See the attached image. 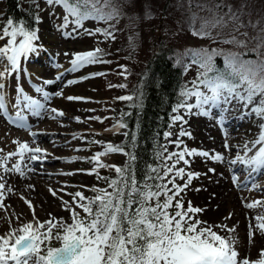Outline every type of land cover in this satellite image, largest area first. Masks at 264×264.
<instances>
[{
	"label": "snow or ice",
	"instance_id": "1",
	"mask_svg": "<svg viewBox=\"0 0 264 264\" xmlns=\"http://www.w3.org/2000/svg\"><path fill=\"white\" fill-rule=\"evenodd\" d=\"M49 6H62L66 15L61 29L69 25V16L74 30L83 25V21L95 19L97 21L109 22L117 19L118 9L111 7V0H45ZM197 7L205 9V5L198 4ZM38 9V4L36 5ZM110 8L109 11H105ZM222 4L208 7L206 10L210 16L199 17L193 14L190 17L191 34L197 38H208L214 42L219 36H213V30L224 28L230 22L236 25V31L243 26L240 13L232 11L228 7L223 11ZM222 12V14H221ZM199 20V26L196 21ZM39 15H34L29 24L23 20L15 21L8 19L6 25L0 28V40L7 38V43L0 46V63H5L3 71H0V116L8 119V122L21 129L27 128L28 116L40 118L45 113L54 114L50 118L63 117L65 113L54 107H47L53 96L63 97V91L50 93L44 86L52 85L62 79V74L57 75L55 80H43V85L36 87L34 91L42 99H36L26 94L19 84L15 92V101L10 104L5 92L4 80L13 74L19 79L23 70L22 60L27 61L32 55H38L42 50L39 43L38 28ZM106 37L115 39L114 26L109 29H96ZM92 33L89 32V35ZM65 35H68L67 33ZM242 35H247L242 33ZM19 38V39H18ZM255 48L252 51L256 59H244L235 53H225L219 49L201 48L192 50L189 55L193 64L198 65L202 72L191 88H185L181 92L184 98L178 107H183L191 113L193 109L200 115H208L210 109L231 105L233 101L240 103L244 108L260 120H264V29L254 38ZM131 40V37H130ZM224 44H236L246 47V41L239 40L235 35L230 39H221ZM67 56L68 53H65ZM102 49L96 48L90 51L72 54L70 60V71H78L89 65L106 62L102 59ZM223 56L224 69L218 70L214 58ZM60 67V65H55ZM93 76L103 75L94 73ZM89 77H81V80ZM77 83L76 80H69L66 85ZM117 87L124 88L125 85ZM68 101L86 100L83 97L67 96ZM189 98H195V103H188ZM121 101H136L133 107H143L142 95H124L117 98ZM10 109L14 115H10ZM94 111V110H88ZM173 111H177L174 108ZM79 122L80 118H75ZM97 119L99 117H88ZM182 118L175 116L174 121ZM224 117L217 121L224 123ZM125 123H118L116 129L126 128ZM260 131L257 138L252 142V147L244 146V154L236 155L230 163L243 165L249 170V176L264 169V123L258 125ZM30 131V130H29ZM190 133L180 132V136ZM33 143L37 133L31 132ZM127 137L129 133L125 132ZM165 137L171 136L166 132ZM135 134H131L130 143H135ZM85 143H99L98 141H84ZM18 144L16 151L0 157V206H3L5 199L4 190L8 193L13 191L4 181V174L15 173L20 178H25V169L29 172L35 171L31 167L32 162L43 163L48 155L39 146L30 147L28 143L13 141ZM177 148L181 141H172ZM259 146V147H257ZM102 151L95 153L91 158H84L85 162L93 163L94 167L87 171L88 175H96L98 180H104L105 188L93 187L90 190L95 193L93 197H86L81 192H64L67 185L62 186L59 191L72 197L71 201H63L64 205H75L83 215L72 207H64L61 210L69 211L71 223L63 217L54 218L49 213V219L41 222L35 215L33 204L25 197V204L33 212V221L23 223L18 229H12L4 237H0V264H264V259L255 262L248 258L240 257L235 245L239 242L235 228H228L227 225H211L207 221L197 218V214L204 211L199 207H193L191 201L187 208L184 207L182 199H176L199 173L186 172L185 168H177V164L183 162L189 164L186 156H204L214 161H221L223 157L219 154L212 155L205 151L196 149H183L162 155L163 168L151 167L145 174L143 181L136 177L135 166L137 157L133 151L127 150L126 145L116 146L111 143L101 145ZM227 147V145H226ZM253 149L256 151L248 155ZM81 149H76L80 151ZM165 153L167 149L164 150ZM112 153H122L127 157L123 166H112L104 164L101 157ZM158 155H160L158 153ZM19 157L11 167H7L12 157ZM175 158V159H173ZM73 161L76 159L72 158ZM27 160L28 163L24 161ZM169 161H172L169 163ZM114 169L115 178L99 175V169ZM83 171V170H81ZM209 171H213L209 169ZM74 173H66L73 175ZM185 177L187 179L185 180ZM185 180L183 184H177L176 180ZM151 181V183H149ZM233 183L237 186V177L233 176ZM171 185V187H169ZM32 188V185H28ZM86 187V186H82ZM258 185L253 184L250 190ZM199 191L200 189H196ZM49 193L56 197L57 190L48 189ZM163 197V199H161ZM258 205L264 206V201H253L245 207L252 209ZM174 211H169L173 209ZM231 214H229L230 218ZM19 219V217H17ZM256 224H249L248 240L254 242L255 232L264 235V214L254 217ZM219 227L229 233L221 236L213 230ZM53 241L58 242L55 246ZM264 257V250L260 253Z\"/></svg>",
	"mask_w": 264,
	"mask_h": 264
},
{
	"label": "rangeland",
	"instance_id": "2",
	"mask_svg": "<svg viewBox=\"0 0 264 264\" xmlns=\"http://www.w3.org/2000/svg\"><path fill=\"white\" fill-rule=\"evenodd\" d=\"M40 1L39 4L42 5L44 3V10L39 12L40 30H38L39 43L42 45V50L38 55H32L27 61L22 60V68L24 71L20 73L19 79L13 74L10 78L4 80L5 92L7 93V99L10 104L15 101V89L18 84L23 88L26 94L36 99H42L34 89L44 86L43 80H55L57 75L62 74V79L60 81H56L54 84L44 87L50 93L60 90L63 91V97L53 96L46 106L62 110L65 115L53 119L50 118V116L54 114L50 113H45L40 118L32 117L30 114L26 113L28 116V123L25 129H21L9 123L7 118L0 116V157L6 156L8 153L17 150L18 144L13 143V141H19L21 143L26 142L30 146H35L36 144L30 142L33 140L30 131L37 133L35 139H41L39 136L45 135L56 149L59 150L56 155L49 154L50 162L48 164H45V161H43V163H31V167L35 169V171L30 172L32 176H44V172L49 174L51 173L50 168L53 167L52 172L56 174L50 175V182L44 181L41 186L42 188L37 184L33 185V177L30 179L29 184L33 186L35 190L33 192H35L38 200L39 197L41 200V196L43 195L41 192H44L50 197L53 204H57V207L52 211L48 208H41L42 211L37 209L39 213H36V217H38L41 222L45 217L48 218L47 215L49 213L52 215L56 210H59L61 211V216L57 217H63L68 223H71L69 211H63L61 209L64 207L75 208V205H64L62 203V200L71 201L72 199L71 196L64 194V192L75 193L79 191L86 197H93L95 193L90 190L91 188L107 187L104 180H98L96 175L87 174V171L92 169L94 164L85 162L84 158H91L95 153L102 151L103 148L101 145L103 144L111 143L116 145L117 142L124 139V128H114V126L119 123L118 121L122 111L120 105L117 104L115 100L125 95L127 92L132 91L131 88L134 82L132 70L145 63L151 51L159 42L165 43L173 48V64L183 69L188 79L190 81L192 80L191 83H193V81L197 80L202 69H200L198 65L192 63L191 56L189 55L192 50L201 48L219 49L225 53L231 52L239 54L238 52L243 48L242 46L224 44L219 41L225 38L230 39L232 35H235L239 40L246 41V47L253 46L255 42L252 38L256 37L261 32V29H264V0H169V10L165 13V16L161 11L163 5L162 0H111V7L119 11L117 19H113L109 22L97 21L95 19L85 20L83 21L82 27L76 30H74V26L71 23V16H69L68 27L61 29V25L64 24V16L66 15L62 6H49L46 4L45 0ZM103 2L104 0H101V4H103ZM218 3L224 6L223 11H227L228 7H231L232 11L240 13L243 26L239 27V30L236 31V25L230 22L222 29H214L213 36L219 33L215 42L212 39L193 36L190 31V17L193 14L199 17L210 16L206 8L211 7L215 11V5ZM198 4L205 5V9L197 7L196 5ZM109 10L110 8L105 9V11ZM185 12L188 14H184ZM186 18L188 20H186ZM199 23L200 21L197 20V27ZM5 25L4 23H0V28ZM112 26H114L115 29L114 40L104 36L102 33L96 32V29L111 30ZM89 32L92 34L89 35ZM66 33L68 35H65ZM242 33H246L247 35H242ZM6 43L7 38L0 40V46ZM96 48L102 49L104 53L102 59L106 62L89 65L75 72L70 71V60L72 59L73 53L90 51ZM65 53H68V55L66 56ZM220 57L223 58V56ZM5 64L6 61L5 63H0V71H3ZM55 65H60V67H55ZM94 73H103V75L93 76L92 74ZM81 77L89 78L81 80ZM69 80H76L77 83L65 86L66 82ZM118 85H125V87L120 88L117 87ZM187 88H191V86ZM70 95L83 97L86 98V100L68 101L64 98ZM187 102L195 103L193 98H189ZM226 107L228 108L227 111H224L223 107H220L219 111L225 114L224 117L231 116L233 123L235 125L238 124L239 130H242L240 133H233L234 130L233 132L228 131V128H226V130L223 129V125L217 123L220 114H216V118L212 120H207L208 122L203 124L202 130L206 129L209 125L213 128H217V131L219 128L222 132V138L220 137L222 140L219 141V145L222 147L223 143L224 145H228L229 142H238L234 144L235 156L232 155L231 161L236 158L238 153L240 155L244 154V146L246 144L249 148L252 147V141L257 138V134L260 131L258 125L264 123V120L258 119L249 109L244 108L236 101H233L231 105ZM90 109L94 111H88ZM211 110L212 109L209 110L208 114L211 115L210 117H213ZM191 113L192 115H188L189 112H187L185 108L178 107L177 111H173L168 115L169 126L166 132L171 133V136L166 138L164 135L163 150L167 149L165 154L181 151L185 148L189 149L191 134L189 136L187 134L183 136L179 135L181 131L185 133H189L190 131L182 122L185 119V121H187L190 116H193L198 122L206 120L202 115L198 114L196 109H193ZM250 114L251 117H249ZM10 115H14V111L11 109ZM175 116H180L182 119L178 122L174 121L173 118ZM77 117L80 118L79 122L75 119ZM88 117H99L101 119H88ZM192 123L198 127V123ZM67 134L69 135L64 140ZM53 135H57V137ZM224 135H226L225 141L223 140ZM74 137L77 138L75 141H72V149L66 151L64 147L69 144ZM85 140L98 141L99 143H85ZM176 140L181 141L179 148H177L176 144L172 143V141ZM221 141L223 142L221 143ZM39 142L40 141H38V143ZM80 142L84 143L90 152L82 150L76 151ZM223 148L226 151V155L229 156L228 148ZM255 151L256 149H253L248 155H252ZM69 155L76 159L73 161ZM126 158L127 157L122 153H112L100 159L104 164L119 166L125 162ZM17 159H19V157H12L8 161L7 167L10 168ZM171 162L172 161H169V163ZM59 163L62 166L59 165ZM212 166L214 165L208 166L206 163H203L202 167L206 168L207 172L212 174V172L216 170V167L214 166L212 168ZM231 167L235 169V167H238V163L236 165L231 164ZM243 167L244 166L241 165L242 170L240 175L231 173L230 177H226L227 183L232 185L231 189L233 197L236 199V207L232 209L230 204H228L229 206L227 205L225 210L217 213L211 212L210 214L204 210L197 214V218L207 221L211 225L224 224L227 225L228 228H235L236 231L233 232L232 235L238 237L239 242L235 247L239 256L248 258L250 261L254 262L255 258L261 257L260 253L264 250V239L257 237V231L254 235V242L250 244L247 235L248 227L249 224L255 225L257 223L254 217L264 214V206L258 205L256 208L248 209L245 205L257 200L264 201V194H262L261 191H257L262 187L261 185H264V177H261V175H259L261 172H259L254 178H251L253 177L251 176L248 182L244 183L243 179L248 177L249 170L244 171ZM177 168H185L186 172H193L190 163L185 165L183 162H180L177 164ZM209 169L213 171H209ZM98 171L99 175L103 177L114 178L115 176L114 169L101 168ZM0 173H2V169H0ZM66 173L74 174L66 175ZM11 174L9 181H7V173L4 174V181L6 182V187L11 185L10 187L14 189L12 193L14 192L13 196L15 201L12 203L9 201V193L5 189L3 206H0V237H4L12 229H18L23 223L33 221L32 210L29 209L27 204L19 202L17 196L21 195V191H15L16 187L14 183H12L14 178L20 179V177L15 173ZM233 176L239 178V186L233 183ZM71 177H74V179ZM186 179L187 177H185V180ZM185 180L177 179L176 183L183 184ZM253 184L258 185V187L254 190H250ZM65 185H67V187L64 189V192L59 191V189ZM198 186V183L196 184L191 181V184L177 197V199H182L184 201L185 208H187L189 201H191L193 207L203 208V205L200 203V198L195 192ZM169 187H171V185H169ZM49 188L57 190L56 197H53L49 193ZM60 197H62V200ZM230 199L231 198H229V200ZM27 200L34 206V203L31 201L33 199ZM75 210L83 215L79 208H75ZM229 214H231V217L226 219V217H229ZM17 217H19V219H17ZM250 220H252V222H250ZM239 223H242V225L239 226ZM213 230L221 236L229 235L228 232L219 227H214ZM53 244L59 246L56 241H53Z\"/></svg>",
	"mask_w": 264,
	"mask_h": 264
},
{
	"label": "trees",
	"instance_id": "3",
	"mask_svg": "<svg viewBox=\"0 0 264 264\" xmlns=\"http://www.w3.org/2000/svg\"><path fill=\"white\" fill-rule=\"evenodd\" d=\"M40 2V0H0V23L6 24L8 19H13L15 21L23 20L25 24H29L34 15H39V12L44 10V3L41 5ZM162 2L161 11L165 16L169 10V0H162ZM186 20L188 19L186 18ZM34 26L40 30L39 25ZM253 48L255 45L243 47L238 53L245 59L254 60L256 54L252 51ZM172 54L171 46L159 42L145 63L132 70L134 75L132 91L125 95L134 97L142 95V108L132 106L136 103L135 100H115L122 109L118 122L125 123L127 127L124 128V132L129 133V136H125L122 141L117 142L116 146L126 145L127 150L134 152L137 157L136 177L141 181L151 167L163 168L160 156L166 155L163 150V139L169 126L168 115L183 102L184 98L181 96V92L196 81L191 83L192 80L188 79L184 70L173 64ZM214 63L218 70L224 69L222 57H215ZM131 134H135L134 144L130 143ZM125 162L119 166H123ZM169 211H174V208Z\"/></svg>",
	"mask_w": 264,
	"mask_h": 264
},
{
	"label": "bare ground",
	"instance_id": "4",
	"mask_svg": "<svg viewBox=\"0 0 264 264\" xmlns=\"http://www.w3.org/2000/svg\"><path fill=\"white\" fill-rule=\"evenodd\" d=\"M193 101H195V98H193ZM211 113H212L213 117H210L211 116L210 114L202 115V117L204 119H206V120L199 121L200 123L193 116H190L187 121H185L186 120L185 119L182 122L183 125L187 126V128L190 130L189 133L191 134V139H190L191 143L189 145V150L196 149L197 151L208 152L210 154V156L215 155V154H219V155H222V157H223V160H221V161H214L211 158L204 157V156H198V155L197 156H187V159L189 160V163L191 164V169L193 170V173H199L200 174L199 176L194 177L192 179V181H193V183L195 182L196 184L198 183V185H199L197 187V189H200V190L199 191L196 190L195 192L197 193L196 195H198V197L200 198V203L203 205V208H201V209L205 210L209 214L211 212L217 213L219 211L225 210V208H227L228 204H230V207L232 209H234L236 207V199L233 197L232 189H231L232 185L231 184L229 185L227 183L226 177L227 176L230 177L231 173L240 175V172L242 170L241 164L238 163V167H235V169H232L231 163H230V159L232 158V155L235 156V154H234L235 153L234 152V150H235L234 144L238 143V142H231V143L229 142V144L227 145V148H228V151H229L228 152L229 156H228V155H226V151L223 148V147H226V145H224V143L222 144L223 147L221 145H219V141L222 140L221 139L222 138L221 137V133L222 132L220 131V129L218 128V131H217V128H213V127H211L209 125L206 129L202 130L203 124L207 123L208 122L207 120H212V119L216 118V114H220L219 119L221 118V116L224 117V115H225L223 112L219 111V108L212 109ZM188 115H192V113H189ZM249 117H251V114L249 115ZM224 118H225L224 119V123L222 124L223 125V129L226 130V128H228L229 129L228 131H232V132L234 130L233 133H236V134L238 132L240 133L242 131V130L241 131L239 130V125L238 124L235 125L233 123V119L231 118V116L230 117H224ZM191 121L195 122V123H198V127H197V125L195 126ZM58 135H60V134H58ZM68 135L69 134H67L64 137V140L66 139V137ZM53 136L57 137V135H53ZM225 136L226 135L223 136L224 137V139H223L224 141H225ZM39 138H41V139H35V143H33V140L30 141L33 144H36L35 146H30V147L34 148L36 146H39L40 148L44 149L46 151V153L48 154L46 156V159L44 160L45 161L44 163L48 164L50 162L49 161L50 160L49 159L50 155L58 154L59 150L56 149V147L52 144V142H50L49 138L46 137L45 135H40ZM76 138L77 137L72 138L71 142L64 147L66 149V151L72 149V146H71L72 141H75ZM231 140H234V139H231ZM38 141H40V142L38 143ZM222 142L223 141H221V143ZM77 149H81L82 151H85V152H90V150L87 149V147L84 145V143H81V142L78 144V148ZM69 157H70V155H69ZM70 158L72 159V157H70ZM24 162L27 163L28 161L26 162V160H25ZM203 163H206L208 166L209 165H214L216 167V170L214 172H212V174L208 173L206 168L202 167ZM59 165H61V164L59 163ZM214 166H212V168ZM53 168H50L51 173H49V174H46L44 172V176H32V175H30V172L25 169V178H20V179L14 178V180L12 181V183H14V186L16 187L15 191H21V195L19 194L20 196H17V199L19 200V202H22L23 204H25L24 200H22L20 198L21 196H23V197H25V198H27L29 200L33 199L31 201L34 203L35 215H36L37 212L39 213L38 210L42 211L41 208L42 209L43 208H45V209L48 208V209H51V211H52V210H54L57 207V204H53L51 202V200H50V197L48 195H46L44 192H41V193H43V195L41 196V200H40V197H39V200H38V198L35 195V192H33V191H35L33 186H32V188L28 187V185H30L29 183H30V179L32 177H33L32 178L33 185L37 184V185H39L40 188H42L41 186L43 185L44 181L49 183L50 182V178H51L50 175H52V174L56 175L54 172H52ZM243 170L247 171L248 169L243 167ZM260 171H261V173L259 175H261V177H264V169H261ZM259 172H257V173H259ZM257 173H253L251 176H254ZM11 175L12 174L10 172L7 173V181L10 180L9 177H11ZM251 176L248 175L247 178H244L243 179L244 183H247L248 179ZM71 178L74 179V177H71ZM251 178H254V177H251ZM238 180H239V178L237 177V181ZM51 181H52V179H51ZM74 181L77 182L76 180H74ZM261 186L262 187H260V189L257 190V191H261V193L264 194V185H261ZM13 191H14V189H13ZM13 194H14V192L13 193L11 192L8 195L9 198H10L9 201L11 203L15 201ZM12 197H13V199H12ZM229 198H231V199L229 200ZM38 202H39V207L41 206L40 208L38 207ZM47 216H48V218L45 217L42 220V222L49 219V215H47ZM51 216L54 217V218H58L57 216H61V211L56 210L54 212V214H52ZM250 222H252V220H250ZM240 225H242V223H239V226ZM257 237H259L261 239L262 238L264 239V235H261L259 232L257 234ZM258 259H264V257H257V258L254 259V262L257 261Z\"/></svg>",
	"mask_w": 264,
	"mask_h": 264
}]
</instances>
